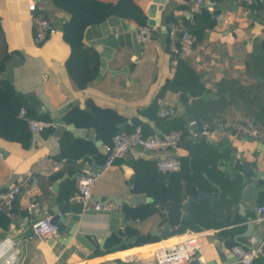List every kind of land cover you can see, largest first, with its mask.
Masks as SVG:
<instances>
[{"label":"crops","instance_id":"1","mask_svg":"<svg viewBox=\"0 0 264 264\" xmlns=\"http://www.w3.org/2000/svg\"><path fill=\"white\" fill-rule=\"evenodd\" d=\"M38 1L45 5L57 31L37 46L32 41L29 0H0V60L9 54L3 77L11 80L18 92L38 101L34 111L37 119L56 123L40 133H32L31 145L27 148L18 141L0 136V190L14 183L19 174L31 171V179L16 203L18 217L12 219L0 214V264H7L12 256H15L12 264H156L153 253L162 246L161 242L189 232L198 235L208 264H227L234 260L227 252L226 260H223L217 247L224 244L231 249L235 244L249 242L245 233L251 232L252 223L255 229L264 232V224L256 213L258 194L264 191V181L250 186L249 194L244 197L240 189L234 194L229 192L228 180L233 179L225 174L241 169L240 163L244 160L255 161L264 172V142L227 136L222 142L209 140L212 144L198 140L197 144L190 145L184 141L176 149L162 151L132 149L106 168L93 188L94 200L112 202L117 209H84L76 175L85 168H103L105 155L101 145L105 141L96 127L85 125L77 110L90 114L95 113V107L113 110L122 117L120 123L125 124L124 131H132L138 122L165 132L157 124L155 112L149 108L158 97L165 100L166 106L176 108L180 92L167 90L159 94L163 85L174 76L163 26L178 21L187 27L185 20L192 21L195 12L206 8L215 18L214 26L207 29L203 39L196 44L192 35L191 43L182 53V58L200 75L205 91L190 97L184 93L186 102L182 116L185 119V116L193 115L192 125L199 124V127L204 122L240 116L254 120L264 128V4L258 1L252 6H240L234 0H207L202 7L192 0H165L162 10L156 12V17H160V24H155L158 30L152 40L141 42V45L136 40V33L142 25L112 15L108 17L110 20L107 18L104 23L91 25L85 31L84 43L99 52L101 65L99 77L82 88L66 67L71 47L63 37L61 23L69 18V14L51 0ZM135 1L144 9L148 20L147 10L153 0ZM214 5L221 9H214ZM221 10L226 12L222 22L216 17ZM116 28L121 29L119 34L105 35ZM117 41L123 44H117ZM155 103L158 109L157 101ZM67 117L70 119L66 120ZM72 124L76 128L91 129L90 137L74 135L68 129ZM185 125L191 130V124L186 120ZM65 131L69 132V147L71 141L83 140L93 149L83 158H56ZM193 152L199 153L197 162L200 166L208 164L210 176L205 170L201 172L203 177L226 179L222 182L227 193L223 199L222 191L215 209L206 199L213 211L211 221L214 226H201L199 230L187 228L181 233L166 234L156 242L119 249L122 243L112 248L121 241L110 244L111 236L117 235L121 240L132 236L128 232L134 227L131 224L134 219L125 213L126 204L119 202L128 197L130 191L138 192L133 187L137 166L141 173L148 174L160 158L174 154L188 157ZM136 153L140 154L139 159L134 158ZM235 179L240 183L241 175ZM215 185L216 192L206 190L218 195L221 184ZM30 200L37 202L32 213L25 208ZM59 204H65L59 213L64 216V232L46 239L33 234L30 220L40 215L54 216ZM164 216L165 213L158 210L140 220L136 225L141 230L139 236L147 235L151 229H159L165 222L161 223ZM253 264H264L261 251Z\"/></svg>","mask_w":264,"mask_h":264},{"label":"trees","instance_id":"2","mask_svg":"<svg viewBox=\"0 0 264 264\" xmlns=\"http://www.w3.org/2000/svg\"><path fill=\"white\" fill-rule=\"evenodd\" d=\"M55 6L64 10L69 14V18L61 23L63 37L71 47V52L66 60V67L79 87H86L91 81L99 77L100 72V55L99 52L91 46L84 43V34L87 27L96 25L112 15L132 19L139 25H147V15L144 9L135 0H118L117 2H106L103 0H51ZM174 18H172L173 20ZM193 21V22H192ZM185 20L190 33L194 36V44L203 39L204 33L207 29L212 28L215 24L214 16L206 9L194 13L193 20ZM9 59V54L6 53L2 60H0V136L20 142L23 147L27 148L31 145L32 132L29 129L27 118H37L34 114L38 101L31 97L23 95L18 92L12 81L3 77V72L6 63ZM167 90L176 92H184L187 97L201 95L205 91V86L201 81L200 75L196 70L187 63L182 57L179 58L174 76L170 78L162 87L159 94H163ZM156 101L151 105L149 110H153L156 115L154 118L159 126L165 132L170 130H181L184 141L189 135L188 127L185 125L183 116H172L171 118L159 117L157 115ZM26 108L27 118L19 116L21 108ZM95 113L77 110L81 117L84 118L85 125L94 126L97 128L99 136H101L105 143L111 142L112 137L122 129L118 124L122 117L110 109L94 108ZM70 117L66 118L69 120ZM140 123L136 122L134 127ZM146 134L157 132V128H151L148 124H141ZM133 127V129H134ZM69 132L65 133L60 138L61 151L56 155V158L73 157L75 159L83 158L84 155L93 149L89 147L88 143L83 140L69 141ZM201 142L212 144L207 139H200ZM94 146L93 143H91ZM228 154V153H227ZM199 153L193 152L191 156L181 157V170L171 173H163L158 170L156 161L154 162V169L148 173H141L137 166V172L133 179V187L138 192H144L153 197L155 200L169 203L175 201L177 206L187 200L192 195H197L200 189H207L210 191H217L215 183H220L223 189V199L227 193L224 189L225 178H205L202 171L210 172L206 167H202L197 162ZM230 156V155H229ZM228 157V155H227ZM142 163L139 165L141 166ZM228 188L231 194H234L239 189V180H228ZM264 204V191L258 194V205ZM125 213L134 220L146 219L153 213L158 211V207H150L149 204H142L140 206L130 207L125 206ZM164 215V214H163ZM192 219L182 221L178 228L173 230V234L181 233L185 229L199 230L201 226L211 227L214 224L211 221L213 211L211 206L204 199L200 204H193L191 207ZM166 221L163 217L161 223ZM201 225H200V224ZM129 234H135V229H129ZM172 234V235H173ZM170 236V234H167ZM166 236V237H167ZM160 238L153 236L150 233L141 235L137 238L135 243L123 244L119 249H125L137 245L159 241ZM121 239L117 235H113L109 239V243L120 242ZM98 253V252H97Z\"/></svg>","mask_w":264,"mask_h":264},{"label":"built area","instance_id":"3","mask_svg":"<svg viewBox=\"0 0 264 264\" xmlns=\"http://www.w3.org/2000/svg\"><path fill=\"white\" fill-rule=\"evenodd\" d=\"M192 1L196 5H203L207 0ZM234 1L240 6H252L258 1L264 4V0ZM29 2L28 9L32 22V41L37 46L42 45L57 31V27L45 5L37 0H29ZM166 28L171 70L175 73L178 60L182 57L183 48L191 43L193 36L188 28L178 21L169 22ZM157 30V25L139 26L137 38L140 42L146 43L152 40L154 32ZM156 101L160 117L175 115L176 108L174 106H166L165 100L160 97ZM26 114V108H21L19 116L27 118ZM27 121L29 129L33 134L40 133L46 128L56 125L54 121H45L37 118H27ZM227 136L251 138L262 143L264 142V128L254 120L237 116L233 119L219 120L213 123L204 122L198 131L189 130L187 138L192 137L197 140L207 139L213 142H222ZM183 140L184 137L181 130L146 134L141 124L136 125L130 132L124 130L117 132L112 137L111 142L101 145V150L105 155L103 168L97 170L85 168L77 175V190L80 197L84 200V209L100 211H113L117 209V206L112 202L102 203L94 200L93 188L96 180L103 175L105 169L112 166L117 160L124 158L130 150L140 149L151 152L176 149ZM134 158L139 159L140 154L136 153ZM156 165L158 170L163 173L177 172L182 167L181 156L174 154L160 158L156 160ZM30 179L31 171L19 174L14 183L0 190V214H4L12 219L18 217L16 203ZM36 207L37 202L35 200H30L25 205L29 213H32ZM256 213L258 220L264 224V204L256 207ZM52 218L53 216L51 215L35 216L30 220V230L33 234L44 239L55 236L58 231L57 226L52 222ZM178 226L179 224H176L174 229L178 228ZM177 238V240L163 244L155 249L153 255L156 264H187L191 261H194L193 264H208L204 259L202 246L195 232H189ZM259 251V248H249L242 244H235L231 247L234 260L227 264H253Z\"/></svg>","mask_w":264,"mask_h":264},{"label":"water","instance_id":"4","mask_svg":"<svg viewBox=\"0 0 264 264\" xmlns=\"http://www.w3.org/2000/svg\"><path fill=\"white\" fill-rule=\"evenodd\" d=\"M164 2L165 0H153L152 4L149 6L147 10L148 25L153 26L155 24H160V17L159 18L156 17V12H157V9L162 10L163 8L162 3ZM158 3H160L159 6H158ZM201 6L203 7V5ZM213 8L217 10L221 9L218 5H214ZM225 15H226V12L221 10L220 13L216 14V17L218 18L220 22H222V20L225 18ZM105 21L106 20H104L101 23H104ZM92 26H95V25H92ZM163 28L167 32V28L165 26H163ZM120 32H121V29L116 28L112 33H106L105 35L107 36H110V34L117 35ZM136 40L138 44L141 45V42H139L137 38V33H136ZM117 44L122 45L123 42L117 41ZM179 97H180V102L178 103L176 107V112H175L176 116H182L185 112L186 97H185L184 92H180ZM185 120L187 121V123H191L194 121V116L191 114L187 115L185 116ZM118 126L120 129H122L125 126V124L119 123ZM190 128L193 131H198L199 124H196L194 126L191 124ZM68 129L72 131L73 134L76 136L90 137L89 133L91 132V129L76 128L74 127L73 124L69 126ZM159 133H162V132H159ZM93 140L97 141L95 137H93ZM99 141L101 144L103 143V140H99ZM186 142L190 145H195L197 144L198 140L191 137V138H186ZM240 165H241V169L232 171L229 173L226 172L225 175L228 178H232V179H235L237 176L241 175L239 189H240L241 195L245 197L249 194L250 186L259 185L261 181H264V172L261 169H259L258 164L255 161L250 162V161L244 160L243 162L240 163ZM218 188H219L218 195L211 194L206 189H200L197 195L190 196L187 200L183 201L180 206H177L174 200L166 204L162 201L155 200L151 196H147L144 192H132V191L129 192L128 197L121 199L119 204L120 205L126 204L130 207H135V206H140L142 204L147 203L149 204L150 207H158L161 212L165 213L166 221L159 229H151L150 234L153 236H157L158 238L161 239L166 234H172L176 224H179L182 221H187V220L192 219L191 207L194 203L200 204L204 199H207L209 203L211 204V206L215 209L216 208L215 202L221 199V194L223 191L221 186L218 185ZM64 205L65 204H59L58 209L52 218V222L57 226V231L60 234L64 232V221H63L64 216H59V213H60V208L64 207ZM249 220H252V217ZM139 221L140 219L131 221V224L132 226H134V229H135V234H133L132 236L126 239H122L120 243L114 244L112 248H117L122 243H126V244L135 243L138 236L141 233V230L136 226L137 223H139ZM249 228L250 226L248 225L247 230H249ZM245 236L249 237L250 241L245 242L244 246L249 247V248H259L260 251L264 254V232H261L255 229L254 224L252 223L251 232L245 233ZM217 248L223 260H226L225 252L229 253V255L233 257L231 253V249L225 247L224 244H220Z\"/></svg>","mask_w":264,"mask_h":264},{"label":"bare ground","instance_id":"5","mask_svg":"<svg viewBox=\"0 0 264 264\" xmlns=\"http://www.w3.org/2000/svg\"><path fill=\"white\" fill-rule=\"evenodd\" d=\"M177 239H178L177 237H174V238H171V239H169V240H165V241L161 242V245H163V244H167V243H170V242L175 241V240H177Z\"/></svg>","mask_w":264,"mask_h":264},{"label":"clouds","instance_id":"6","mask_svg":"<svg viewBox=\"0 0 264 264\" xmlns=\"http://www.w3.org/2000/svg\"><path fill=\"white\" fill-rule=\"evenodd\" d=\"M0 255H2V253H0ZM15 259V256H12L9 258V260L7 261V264H12V261Z\"/></svg>","mask_w":264,"mask_h":264}]
</instances>
